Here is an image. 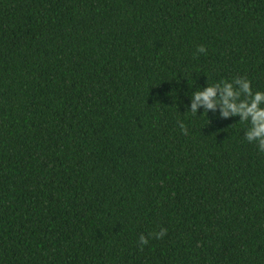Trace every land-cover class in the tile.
Wrapping results in <instances>:
<instances>
[{
  "label": "trees",
  "instance_id": "trees-1",
  "mask_svg": "<svg viewBox=\"0 0 264 264\" xmlns=\"http://www.w3.org/2000/svg\"><path fill=\"white\" fill-rule=\"evenodd\" d=\"M240 77L264 0H0V264H264V153L186 112Z\"/></svg>",
  "mask_w": 264,
  "mask_h": 264
},
{
  "label": "clouds",
  "instance_id": "clouds-1",
  "mask_svg": "<svg viewBox=\"0 0 264 264\" xmlns=\"http://www.w3.org/2000/svg\"><path fill=\"white\" fill-rule=\"evenodd\" d=\"M197 52L204 53V47H198ZM197 88L191 93L186 112L197 115L198 109H202L201 113L206 115L209 111L216 113L218 109L220 119L238 117L239 122L248 125L243 133L244 139L254 143L257 150L264 153V91L253 92L250 81L243 77L211 85L206 83V86ZM179 127L182 132L187 131L183 122L179 123ZM165 232L161 229L155 233L156 238L159 239ZM146 243L147 238L141 234L139 244L143 246Z\"/></svg>",
  "mask_w": 264,
  "mask_h": 264
}]
</instances>
